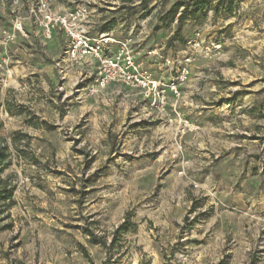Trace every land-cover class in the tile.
Instances as JSON below:
<instances>
[{
  "label": "rangeland",
  "instance_id": "374dc122",
  "mask_svg": "<svg viewBox=\"0 0 264 264\" xmlns=\"http://www.w3.org/2000/svg\"><path fill=\"white\" fill-rule=\"evenodd\" d=\"M48 1L132 29L166 84L199 55L164 109L118 83L92 92L96 62L43 38L37 0H0V264H264V0L174 21L180 0ZM17 18L27 35L9 40Z\"/></svg>",
  "mask_w": 264,
  "mask_h": 264
},
{
  "label": "built area",
  "instance_id": "2783aa9c",
  "mask_svg": "<svg viewBox=\"0 0 264 264\" xmlns=\"http://www.w3.org/2000/svg\"><path fill=\"white\" fill-rule=\"evenodd\" d=\"M33 13L45 40H52L61 31L69 40L68 55L74 58L90 57L96 62L92 92L118 83L139 90L145 97H152L157 107L164 109L168 93L177 98L181 96L180 86L188 79L191 63L199 55L195 49L184 52L180 66L172 75L170 83L166 84L136 63L132 30L122 37L113 29L97 36L91 35L93 15L90 7L81 5L57 10L51 7L48 0H37ZM16 32L27 35L22 20L18 18L13 22V30L6 32L7 39H13ZM166 61L171 63L169 59Z\"/></svg>",
  "mask_w": 264,
  "mask_h": 264
},
{
  "label": "trees",
  "instance_id": "16d2710c",
  "mask_svg": "<svg viewBox=\"0 0 264 264\" xmlns=\"http://www.w3.org/2000/svg\"><path fill=\"white\" fill-rule=\"evenodd\" d=\"M145 8L147 7L148 0H143ZM212 0H180L174 3L173 7L168 11L167 16L163 17V19L168 17L169 21H174L175 16L178 13V10H181L178 14L180 19H185V17H190L191 19L196 18L199 14L205 13V7L208 3H210ZM219 5L225 4V0H218ZM192 3V5H190ZM218 10L216 7L214 8V12H217ZM227 12L231 13L232 8L229 6L227 8ZM113 29V25H106L105 27H102L101 30L103 32L110 31ZM3 139V138H1ZM8 146L1 147L0 146V164L4 162L7 154ZM5 182V181H4ZM6 192L5 190H0V200H2V194ZM11 195H8L10 197ZM97 240V239H94ZM99 241H96L98 243Z\"/></svg>",
  "mask_w": 264,
  "mask_h": 264
},
{
  "label": "crops",
  "instance_id": "0c3cea01",
  "mask_svg": "<svg viewBox=\"0 0 264 264\" xmlns=\"http://www.w3.org/2000/svg\"><path fill=\"white\" fill-rule=\"evenodd\" d=\"M94 16V15H93ZM132 30V29H131ZM130 30V31H131ZM115 32H117V30H114ZM101 32H103L100 28V25H97L96 21H93V27H92V31H91V35L92 36H97L98 34H100ZM133 32V30H132ZM129 33V32H128ZM133 38V37H132Z\"/></svg>",
  "mask_w": 264,
  "mask_h": 264
}]
</instances>
